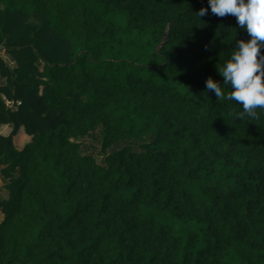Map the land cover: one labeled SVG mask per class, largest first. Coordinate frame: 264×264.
Wrapping results in <instances>:
<instances>
[{"label": "trees", "instance_id": "16d2710c", "mask_svg": "<svg viewBox=\"0 0 264 264\" xmlns=\"http://www.w3.org/2000/svg\"><path fill=\"white\" fill-rule=\"evenodd\" d=\"M241 39L207 0H0V264H264V109L205 86Z\"/></svg>", "mask_w": 264, "mask_h": 264}, {"label": "clouds", "instance_id": "9594fccd", "mask_svg": "<svg viewBox=\"0 0 264 264\" xmlns=\"http://www.w3.org/2000/svg\"><path fill=\"white\" fill-rule=\"evenodd\" d=\"M207 3L216 16H234L249 39L236 41L230 58L217 69L229 91H222V84L211 77L205 80L206 90L212 91L216 98L241 104L240 117L255 116L256 109H264V0H207ZM196 14L204 16L207 9L201 7Z\"/></svg>", "mask_w": 264, "mask_h": 264}, {"label": "rangeland", "instance_id": "374dc122", "mask_svg": "<svg viewBox=\"0 0 264 264\" xmlns=\"http://www.w3.org/2000/svg\"><path fill=\"white\" fill-rule=\"evenodd\" d=\"M0 56L6 58L5 60L7 61V64L12 66L13 68L14 65L11 63V59L2 51L0 50ZM10 62V63H9ZM11 67V68H12ZM2 81L0 80V84ZM101 133L102 129L101 126L98 124L96 127L95 131L88 134L84 138L78 140L79 145H80V153L82 155H89L95 158L98 164H103V155L100 152V144H101ZM150 137H146L145 140L148 141ZM123 145V143H118L115 148H119ZM114 149V148H112ZM134 149L139 150L137 143L134 144ZM3 166L0 164V180H1V185H0V199H3L6 196V184L7 181L3 180V176L1 174V169Z\"/></svg>", "mask_w": 264, "mask_h": 264}, {"label": "crops", "instance_id": "0c3cea01", "mask_svg": "<svg viewBox=\"0 0 264 264\" xmlns=\"http://www.w3.org/2000/svg\"><path fill=\"white\" fill-rule=\"evenodd\" d=\"M4 52V51H3ZM5 53V52H4ZM9 57V56H8ZM4 60L6 59V58H4V57H2ZM6 61V60H5ZM12 61V60H11ZM7 62V61H6ZM10 63V62H9ZM11 63H13V65H14V67H15V64H14V62L12 61ZM12 66L10 65V68H11ZM13 68V67H12ZM0 80L2 81V83L0 84V85H3L4 83H5V81H4V79L3 78H1L0 77ZM9 130H10V128L9 127H3V128H1L0 129V131H1V133H3L4 135L5 134H7L8 132H9ZM13 141H14V145H15V148L17 149V150H20L21 149V147L23 146V144H25L28 140H27V138H24L22 135H20L19 134V136L17 137V138H14L13 139ZM0 185H1V180H0ZM6 191V196L3 198V200H6L8 197H9V192H8V190L6 189L5 190ZM1 219H2V215L0 214V221H1Z\"/></svg>", "mask_w": 264, "mask_h": 264}]
</instances>
